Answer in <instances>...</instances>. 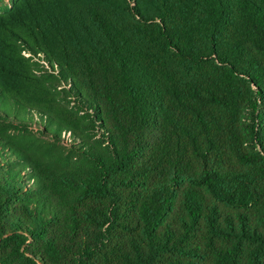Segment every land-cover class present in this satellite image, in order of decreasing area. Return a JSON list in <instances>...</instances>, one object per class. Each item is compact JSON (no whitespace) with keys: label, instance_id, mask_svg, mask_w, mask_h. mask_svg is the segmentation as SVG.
I'll return each instance as SVG.
<instances>
[{"label":"trees","instance_id":"trees-1","mask_svg":"<svg viewBox=\"0 0 264 264\" xmlns=\"http://www.w3.org/2000/svg\"><path fill=\"white\" fill-rule=\"evenodd\" d=\"M0 264H264V0L1 9Z\"/></svg>","mask_w":264,"mask_h":264},{"label":"rangeland","instance_id":"rangeland-1","mask_svg":"<svg viewBox=\"0 0 264 264\" xmlns=\"http://www.w3.org/2000/svg\"><path fill=\"white\" fill-rule=\"evenodd\" d=\"M10 3H11V0L0 1V10L3 9L5 6H8ZM41 59L42 58L40 55H38L36 58H34V60L37 63L43 64L44 67H46L48 69V73H56L55 71H51L50 68ZM39 69H45V68L39 67ZM48 73H46L44 70H41L40 72H37V75L40 76L41 79H43L46 87H48L53 92H55V96L59 97L61 102L67 103V99H69V101H71V102H68V103L72 107V105H73L72 99L70 97H68L67 93H66L67 92L66 89L68 88L69 85L65 84L60 79H56L55 77L48 75ZM52 75H54V74H52ZM20 117H22V115H20ZM34 118H35V120L33 121L30 128L34 131H38V129L40 128V123L36 120V119H38L37 116H34ZM36 133L38 134V132H36ZM38 135L39 136L42 135L44 139L52 140L51 137L46 133L40 134V132H39Z\"/></svg>","mask_w":264,"mask_h":264}]
</instances>
